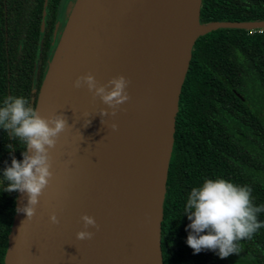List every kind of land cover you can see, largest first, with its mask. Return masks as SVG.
Wrapping results in <instances>:
<instances>
[{
  "label": "water",
  "instance_id": "95a60500",
  "mask_svg": "<svg viewBox=\"0 0 264 264\" xmlns=\"http://www.w3.org/2000/svg\"><path fill=\"white\" fill-rule=\"evenodd\" d=\"M199 2L73 0L34 105L43 117L63 114L70 126L50 150L52 178L31 220L17 211L27 195L16 191L2 264H161L162 201L191 46L218 27L264 26L200 24ZM86 74L99 84L120 75L129 81L130 98L114 116H100L112 110L86 86L73 88ZM82 215L98 225L87 229L91 239H76Z\"/></svg>",
  "mask_w": 264,
  "mask_h": 264
},
{
  "label": "trees",
  "instance_id": "16d2710c",
  "mask_svg": "<svg viewBox=\"0 0 264 264\" xmlns=\"http://www.w3.org/2000/svg\"><path fill=\"white\" fill-rule=\"evenodd\" d=\"M60 0H0V106L36 96L50 57ZM72 5L70 1L65 18ZM44 8V13H43ZM45 22L39 37L41 16ZM264 20V0H200L198 22ZM26 144L0 127V264L15 192L3 176ZM251 189L264 208V31L218 27L195 38L180 87L159 226L161 264H264V226L236 241L237 251L194 253L186 240L187 200L206 179ZM264 223V211L257 213ZM206 234V233H204Z\"/></svg>",
  "mask_w": 264,
  "mask_h": 264
},
{
  "label": "clouds",
  "instance_id": "9594fccd",
  "mask_svg": "<svg viewBox=\"0 0 264 264\" xmlns=\"http://www.w3.org/2000/svg\"><path fill=\"white\" fill-rule=\"evenodd\" d=\"M128 84L129 81L122 75L109 79L106 84H99L93 75L86 74L76 77L72 86L76 89L86 86L94 98L99 97L112 110L109 113L101 109L99 114L102 117L114 116L116 109L129 100ZM69 126L63 114L43 117L28 106V100L23 97L9 96L0 106V127L27 146L22 152L23 159L17 161L12 158L11 165L3 170V176L8 181L6 191L27 195L26 205L17 209L26 215V220L35 215L39 198L52 178L50 150ZM111 127L116 130L117 125L112 124ZM261 211L264 208L253 206L248 186H239L222 178L206 179L202 185L191 190L187 200L185 215L190 221L187 227L191 231L186 243L194 253L207 249L216 251L222 259L226 258L236 253V241L250 238L264 226L257 220V213ZM49 220L53 224L59 223L55 213L49 216ZM81 220L83 230L76 233V239H91L94 233L87 229H98L95 219L82 215Z\"/></svg>",
  "mask_w": 264,
  "mask_h": 264
},
{
  "label": "rangeland",
  "instance_id": "374dc122",
  "mask_svg": "<svg viewBox=\"0 0 264 264\" xmlns=\"http://www.w3.org/2000/svg\"><path fill=\"white\" fill-rule=\"evenodd\" d=\"M72 2L73 0H60V3H59V6H58V11H57V20H56V26H55V37H54V40H53V46H52V49L54 47V44L57 40V37H58V34H59V31L61 30L62 26H63V23L65 21V11H66V8L68 6V2Z\"/></svg>",
  "mask_w": 264,
  "mask_h": 264
},
{
  "label": "built area",
  "instance_id": "2783aa9c",
  "mask_svg": "<svg viewBox=\"0 0 264 264\" xmlns=\"http://www.w3.org/2000/svg\"><path fill=\"white\" fill-rule=\"evenodd\" d=\"M248 30L260 32V31H264V26H262V27H254V28H250Z\"/></svg>",
  "mask_w": 264,
  "mask_h": 264
},
{
  "label": "flooded vegetation",
  "instance_id": "af4514ba",
  "mask_svg": "<svg viewBox=\"0 0 264 264\" xmlns=\"http://www.w3.org/2000/svg\"><path fill=\"white\" fill-rule=\"evenodd\" d=\"M73 2V1H72ZM69 3V2H68ZM55 26H56V24H55ZM60 32V31H59ZM55 34H56V32L54 33V37H55ZM59 35V34H58Z\"/></svg>",
  "mask_w": 264,
  "mask_h": 264
}]
</instances>
